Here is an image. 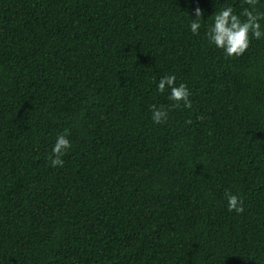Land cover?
I'll list each match as a JSON object with an SVG mask.
<instances>
[{"label":"trees","instance_id":"trees-1","mask_svg":"<svg viewBox=\"0 0 264 264\" xmlns=\"http://www.w3.org/2000/svg\"><path fill=\"white\" fill-rule=\"evenodd\" d=\"M225 6L246 7L0 0V264H264V38L209 43ZM171 75L191 108L157 90Z\"/></svg>","mask_w":264,"mask_h":264},{"label":"clouds","instance_id":"clouds-1","mask_svg":"<svg viewBox=\"0 0 264 264\" xmlns=\"http://www.w3.org/2000/svg\"><path fill=\"white\" fill-rule=\"evenodd\" d=\"M260 2L261 0H243L246 7L243 8L240 14H235L232 6H225L221 11L215 12L212 16L213 24L206 33L209 43L218 49H222L228 57L243 55L250 45V37L257 40L264 38V26L261 24V21H264V11L257 7ZM201 22L202 10L197 7L195 9V19H192L189 24V28L194 35L199 34ZM175 81L176 77L174 75L162 77L158 81L157 90L164 93L166 88L170 89L169 99L173 101V107H179L183 103L185 108H191L187 86L183 83L177 86ZM150 110L152 111L154 123L166 122L168 117L166 109L152 105ZM186 123L190 124L191 121H186ZM71 147L68 133L59 134L52 148V155L49 157L51 166L54 168L63 167L62 157L67 154ZM225 197L228 211H235L238 214L244 211L241 198L227 190L225 191Z\"/></svg>","mask_w":264,"mask_h":264}]
</instances>
